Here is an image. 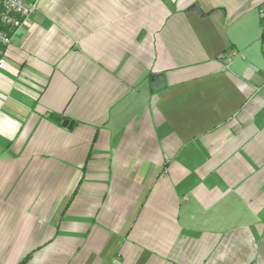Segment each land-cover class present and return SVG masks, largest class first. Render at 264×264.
<instances>
[{"label": "crops", "instance_id": "0c3cea01", "mask_svg": "<svg viewBox=\"0 0 264 264\" xmlns=\"http://www.w3.org/2000/svg\"><path fill=\"white\" fill-rule=\"evenodd\" d=\"M263 3L39 0L0 69V264H264Z\"/></svg>", "mask_w": 264, "mask_h": 264}, {"label": "built area", "instance_id": "2783aa9c", "mask_svg": "<svg viewBox=\"0 0 264 264\" xmlns=\"http://www.w3.org/2000/svg\"><path fill=\"white\" fill-rule=\"evenodd\" d=\"M39 0H0V69L5 65L4 48L11 42L15 31L36 10ZM261 29L264 33V3L260 6ZM236 52L232 51V55Z\"/></svg>", "mask_w": 264, "mask_h": 264}, {"label": "water", "instance_id": "95a60500", "mask_svg": "<svg viewBox=\"0 0 264 264\" xmlns=\"http://www.w3.org/2000/svg\"><path fill=\"white\" fill-rule=\"evenodd\" d=\"M189 9L193 10L197 14H202L203 15L201 10L198 7H196L195 5H192ZM149 81H150L151 90H157V89H159V88L164 86V80H163L162 73L151 74L150 77H149ZM62 124L63 125H66V124L70 125L71 122L68 121L67 119H65Z\"/></svg>", "mask_w": 264, "mask_h": 264}]
</instances>
